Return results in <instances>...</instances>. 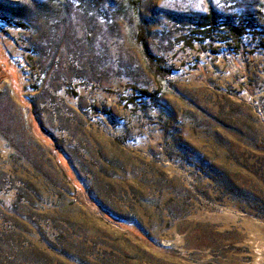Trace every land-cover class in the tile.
<instances>
[{
  "label": "rangeland",
  "instance_id": "rangeland-1",
  "mask_svg": "<svg viewBox=\"0 0 264 264\" xmlns=\"http://www.w3.org/2000/svg\"><path fill=\"white\" fill-rule=\"evenodd\" d=\"M0 264H264V0H0Z\"/></svg>",
  "mask_w": 264,
  "mask_h": 264
},
{
  "label": "trees",
  "instance_id": "trees-1",
  "mask_svg": "<svg viewBox=\"0 0 264 264\" xmlns=\"http://www.w3.org/2000/svg\"><path fill=\"white\" fill-rule=\"evenodd\" d=\"M203 18L207 19L208 17L203 16ZM237 31H238V29H237L236 27H235V28L232 27V28L229 29L230 34H233V35H234ZM230 42L233 43V45H235V47H239V46L241 45L240 40H239L237 37H235V36H234V38H233L232 40H230ZM235 43H236V44H235Z\"/></svg>",
  "mask_w": 264,
  "mask_h": 264
}]
</instances>
